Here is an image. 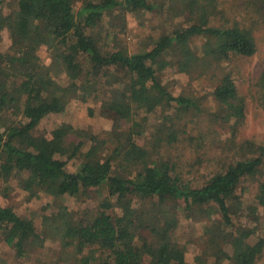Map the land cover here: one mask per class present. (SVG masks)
<instances>
[{
    "label": "trees",
    "instance_id": "obj_1",
    "mask_svg": "<svg viewBox=\"0 0 264 264\" xmlns=\"http://www.w3.org/2000/svg\"><path fill=\"white\" fill-rule=\"evenodd\" d=\"M222 1L11 0L4 10L0 0V39L2 31L8 37L7 48H0V178L22 175L27 199L51 185L60 195L102 187L107 193L93 211L42 215L39 229L12 206H0V241L17 259H29L48 239L72 264H188L168 224L181 204L188 216L207 217L212 207L220 215L201 223L206 244L215 250L205 246L195 264H259L264 237L253 248L243 240L251 232L248 224L264 228V152L247 153L252 143L234 132L240 122H228L229 139L216 130L226 117L245 118V98L226 63L233 55L252 56L256 44L249 27L210 21L209 9ZM248 1L264 21V0ZM121 9L168 12L182 21L126 41L125 23L113 16ZM41 45L71 54L66 67L45 64ZM168 65L207 81L206 94L179 90L178 81L163 75ZM257 77L264 106V65ZM67 81L118 106L119 114L114 127L101 129L88 144L72 125H58L51 136L59 157L49 158L39 153L47 139L32 133L46 115L63 110ZM148 113L156 115L152 126ZM71 159L78 160L73 171L66 167ZM122 164H134V171L126 174ZM241 182L253 187L244 201L233 194ZM134 200L147 208L131 207ZM0 264L12 263L0 256Z\"/></svg>",
    "mask_w": 264,
    "mask_h": 264
},
{
    "label": "rangeland",
    "instance_id": "obj_2",
    "mask_svg": "<svg viewBox=\"0 0 264 264\" xmlns=\"http://www.w3.org/2000/svg\"><path fill=\"white\" fill-rule=\"evenodd\" d=\"M11 0H3V9L10 7ZM258 8L248 0H226L218 2L215 6L209 9L208 14L210 21L216 24H230L232 21L238 22L241 25L249 27L254 34V42L256 44V52L249 57H239L233 55L226 68L230 72L231 76L235 80L240 93L245 98L246 113L245 118L238 120H231L226 117V123L222 122L220 126L216 124V130L220 132L221 139L231 138L232 128L228 126V122L239 123L235 127V135L239 141H243L244 138L249 139L252 143L251 149L248 154H258L259 151L264 152V106L262 99V90L260 84H258V69L261 65H264V21L262 17L257 15ZM113 16L117 18L116 23H125L128 37H124L126 41H130L135 33L143 34H155L162 29H170L173 23L180 25L182 19L180 17H172L168 12L165 14L157 15L156 12H130L127 10H116L113 12ZM109 17L106 16L104 22L107 23ZM228 22L225 23L224 21ZM115 21V20H114ZM110 23L104 24L109 26ZM130 33V34H129ZM133 35V36H132ZM138 39V38H137ZM8 45V37L6 31H2L0 39V48L5 49ZM203 51V50H201ZM39 56L45 64H56L66 67L71 54L62 53L58 49H50L45 45H41L38 49ZM81 61L82 57L77 56ZM152 68H156L157 65L151 64ZM193 72L187 68L179 69L174 65H168L163 75L168 76V79H173L179 82V90L182 86L187 87V92L195 94L196 96L205 95L207 92L206 87H202L207 84V81L195 79L191 76ZM204 79V78H203ZM68 92L64 97L63 110L59 113H50L42 118L33 130L32 136H43L47 139V145L39 151L42 155L54 158L59 157L54 151V146L51 131L62 123H68L77 130L78 140L85 139L86 144L95 136L101 129L109 130L117 122L119 114L118 106L104 102L102 97L97 95H88L85 92H81L76 82L67 81ZM261 90V91H259ZM177 91H174L176 94ZM205 93V94H204ZM57 98H60V94H55ZM14 119L18 117L15 115ZM193 118V117H191ZM10 117H5L2 122H7ZM148 125L152 126L156 121V115L154 113H148ZM237 121V122H235ZM151 129V128H149ZM221 130L222 131L221 133ZM217 132V133H218ZM147 134V133H145ZM217 138V134L212 135ZM35 143L34 139L30 140ZM136 151L138 152L141 142L137 141ZM64 159L65 157H61ZM78 165V160L71 159L67 162L66 167L69 171H73ZM134 164H122L120 169L126 174H131L134 171ZM21 176H12L7 181L0 178V206H12L14 210L22 217L30 219L34 222L37 229L40 228V220L42 215L55 213L60 210H68L73 212H82L85 210L93 211L97 208L99 201L105 198L107 193L104 187L98 189H82L81 194L76 196L71 192L65 194H58L55 185H51L45 189H41L38 193L27 199V192L24 190ZM248 180H253L250 178ZM247 183V187H244ZM252 183L241 182L234 190V195L241 198L244 201L251 198ZM133 208L146 209L145 202L134 200L131 204ZM116 213L122 214L120 209L116 210ZM219 211L217 207H212L207 217L197 215L188 216L182 209L181 204L177 205L174 215L168 219L170 225L171 238L174 242L181 244L185 247V258L188 264H195L202 258V251L205 246L210 251L215 250V245L207 243L202 236L201 223L206 220L219 219ZM250 226L251 232L248 233L243 240V245L253 248L257 239L264 237V228L262 225L255 224ZM212 248V249H211ZM0 256L10 261L12 264H72L68 257H65L60 248L52 241L46 239L42 244L32 249L29 259L20 260L17 259L11 249L3 242L0 241ZM212 257L209 258L211 262ZM259 264H264V257L260 255L258 257Z\"/></svg>",
    "mask_w": 264,
    "mask_h": 264
}]
</instances>
